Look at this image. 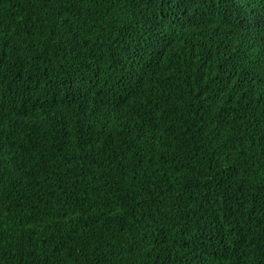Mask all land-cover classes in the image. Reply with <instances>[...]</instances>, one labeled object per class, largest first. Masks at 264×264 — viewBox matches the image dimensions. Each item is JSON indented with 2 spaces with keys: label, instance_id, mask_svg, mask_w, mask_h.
I'll return each instance as SVG.
<instances>
[{
  "label": "trees",
  "instance_id": "1",
  "mask_svg": "<svg viewBox=\"0 0 264 264\" xmlns=\"http://www.w3.org/2000/svg\"><path fill=\"white\" fill-rule=\"evenodd\" d=\"M146 3L0 0V264H264V0Z\"/></svg>",
  "mask_w": 264,
  "mask_h": 264
},
{
  "label": "snow or ice",
  "instance_id": "2",
  "mask_svg": "<svg viewBox=\"0 0 264 264\" xmlns=\"http://www.w3.org/2000/svg\"><path fill=\"white\" fill-rule=\"evenodd\" d=\"M151 2L152 0H148V3L145 4V7H147L148 4H150ZM175 2H176L175 12L178 13L179 11L183 10V6L185 4L189 3V0H175ZM167 3L171 5L172 0H167ZM174 23H180L179 15H174ZM2 47H7V45L2 40H0V48ZM25 47H27V45H25ZM100 264H104L103 258H101Z\"/></svg>",
  "mask_w": 264,
  "mask_h": 264
}]
</instances>
